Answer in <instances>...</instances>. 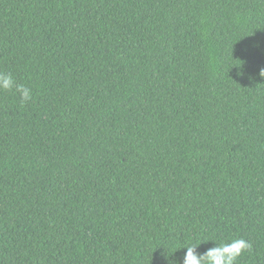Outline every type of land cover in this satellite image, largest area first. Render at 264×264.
<instances>
[{"label": "trees", "instance_id": "1", "mask_svg": "<svg viewBox=\"0 0 264 264\" xmlns=\"http://www.w3.org/2000/svg\"><path fill=\"white\" fill-rule=\"evenodd\" d=\"M261 68L264 0H0V264H264Z\"/></svg>", "mask_w": 264, "mask_h": 264}, {"label": "clouds", "instance_id": "2", "mask_svg": "<svg viewBox=\"0 0 264 264\" xmlns=\"http://www.w3.org/2000/svg\"><path fill=\"white\" fill-rule=\"evenodd\" d=\"M241 60V59H240ZM237 66V74H243L244 61ZM259 75L261 76V71ZM0 90H13L19 93L22 102H27L32 98V89L22 83H17L13 75L9 72L0 71ZM211 241L213 246L207 248L204 252H198V245L202 242ZM185 249L180 260H172L170 264H236L237 259L244 251L251 248V244L243 238H231L216 242L213 238H200L199 243H189L176 247ZM171 252V253H172Z\"/></svg>", "mask_w": 264, "mask_h": 264}]
</instances>
